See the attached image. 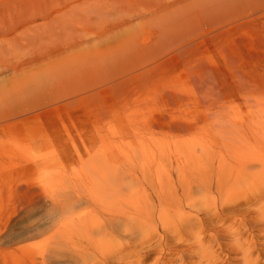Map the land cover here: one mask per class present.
Segmentation results:
<instances>
[{
	"label": "rangeland",
	"instance_id": "1",
	"mask_svg": "<svg viewBox=\"0 0 264 264\" xmlns=\"http://www.w3.org/2000/svg\"><path fill=\"white\" fill-rule=\"evenodd\" d=\"M0 1V107L14 104L16 92L29 103L67 91L75 96L66 101L79 97L55 113L35 106L23 127L0 122V264H84L78 231L54 259L48 234L34 230L48 218L59 178L70 189L101 177L108 161L181 159L223 140L243 157L264 149V0L245 16L226 15L227 4L216 9L219 0L170 16L153 11L163 0ZM71 2L78 13L57 18L56 8ZM105 7L141 14L97 12ZM87 242L82 249L93 251Z\"/></svg>",
	"mask_w": 264,
	"mask_h": 264
},
{
	"label": "bare ground",
	"instance_id": "2",
	"mask_svg": "<svg viewBox=\"0 0 264 264\" xmlns=\"http://www.w3.org/2000/svg\"><path fill=\"white\" fill-rule=\"evenodd\" d=\"M175 2L178 0H163L153 11L170 16L187 11L196 2L197 5L202 3L198 8L208 4V0H188L174 8L171 5ZM259 2L219 0L214 7L223 8L227 4L228 7H224L226 15L242 13L245 16L247 10L254 12ZM245 4L253 8L247 9ZM64 6L65 9L56 8L57 18L78 13V3ZM46 10L42 9L39 15L43 19L49 17ZM100 11L120 18L141 14V11H109L107 7L97 12ZM35 16L38 15L24 18L22 23L27 21L24 30L35 21ZM9 29L13 33L16 30ZM6 31L1 28L0 36ZM72 93H54L29 103L16 92L14 104L7 102L0 107V122L4 121L5 128L23 127L28 122L24 115L35 106L45 104L44 111L54 113L73 107L79 103V97L66 101L75 96ZM43 115L38 112L34 117L40 119ZM257 122L259 136L264 142V120ZM222 132L221 129L219 134ZM39 136L44 142L49 140L44 134ZM223 150L225 155H219ZM255 151L254 156L243 157L232 142L223 140L222 146L216 149L204 148L198 155L181 159L164 162L130 159L124 163L110 160L101 177H83L79 186L70 189L67 182L59 178L52 183V189L53 186L58 188L50 194L45 209L48 218L37 223L34 230L37 234H48L49 246L45 249L52 258L59 255L58 251H64L67 238L69 241L78 231L77 250L84 264H149L150 257L151 264L264 263V149L259 146ZM82 241L93 251L82 249L86 244ZM153 253L157 255L154 259ZM46 254L42 256L47 257ZM168 257L172 259L166 260Z\"/></svg>",
	"mask_w": 264,
	"mask_h": 264
}]
</instances>
